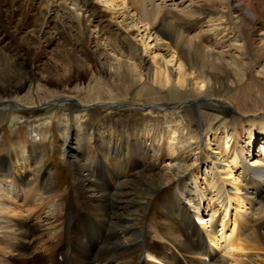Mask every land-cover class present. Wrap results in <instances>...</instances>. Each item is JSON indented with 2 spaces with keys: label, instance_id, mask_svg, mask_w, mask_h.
<instances>
[{
  "label": "bare ground",
  "instance_id": "1",
  "mask_svg": "<svg viewBox=\"0 0 264 264\" xmlns=\"http://www.w3.org/2000/svg\"><path fill=\"white\" fill-rule=\"evenodd\" d=\"M126 1L142 23L154 30L157 38L161 36L160 39L169 42L170 49L174 50L169 63H178L173 74L167 72L165 65L150 71L146 69L143 74L141 53L135 48L125 51L120 41L111 42V38L108 39L103 31L105 21L101 20V13L93 9V0H47L48 6L62 10L57 19L51 18V10L27 9V19L35 18L36 37H47L50 27L56 30L57 35L62 34L61 37L70 32L68 28L73 37H82L77 44H71L72 51L76 52H70L64 58V64L71 72L64 83L66 85L72 79L86 77L92 68L95 69L97 78L93 86L88 85V91L94 90L96 96L93 101H87L89 105L84 103L83 106L88 108L95 102L111 110L121 106L102 101L106 85L100 83L102 80L98 74L108 76L120 89L127 91L133 85L141 84L146 76L153 85L175 94L185 86L188 77H192L195 83L191 86H194L197 96H201L190 100L196 102L195 108L201 105L217 108L212 102L220 105L219 100L213 98L221 97V91L229 93L233 86L238 89L248 73L252 81L263 83L264 88V30L261 28L264 24V0L195 2L200 8L207 4L220 9L221 16L208 21L211 25L209 31L218 38L219 44H227H223L227 50L219 53L204 46L198 39L189 40L178 27L185 22L182 18H164L157 5L159 0ZM25 2L30 7V0H0V41L15 37L9 35V29H18L25 24L17 20L21 16L17 10L25 12L20 5ZM192 12L196 13L195 7ZM2 17L6 19L3 21ZM91 27L97 30L96 35L104 45L110 47L115 64L113 59L111 62L103 61L109 56L101 53L99 45L94 44L89 49L91 42L86 37H90ZM15 48L20 50L18 46ZM44 71L47 72L45 68ZM31 77L32 70L25 57L9 62V58L0 53V101L9 100L4 107L14 112L22 108L23 103L18 96ZM45 82L53 84L56 81ZM38 83L35 88L37 93L43 87ZM169 84L173 86L169 88ZM145 88L141 86L142 90ZM74 89L77 93L83 88L75 85ZM240 96L238 99L243 98L242 102L247 97ZM67 97L48 92L36 99L38 102L24 105H58L69 101L70 96ZM226 102L239 108L237 100L226 98ZM151 108L158 109L157 106ZM201 118L199 116V121L203 124L204 119ZM118 119V123L106 121L79 135L76 132L67 133L68 124L64 123V154L76 164L74 177L81 203L79 209L70 203H60L55 209H50L62 193L54 191L51 176L45 173L43 162L36 159L34 150L22 148L6 154L8 166L0 163V231L3 233L0 235V254L7 250L14 252L6 264H228L227 259L214 248L232 258L233 264H254L241 263L236 257L246 250H264V122H249L245 128L247 142L241 140L234 149L229 148L230 134L223 139L214 138L218 144L216 152L222 155L219 159L212 158V166L220 161L223 167L215 168H224V174L215 172V168L211 167L201 170L200 180L199 165L192 166L188 172H185L189 167L186 164L175 168L177 163L186 162L181 154L184 156V153L198 150L196 129L181 127L174 131V126L169 127L166 139L168 164L160 172L150 174L140 162V158L146 157L149 152L145 136H141L139 130H134L133 125H128L122 118ZM70 138L71 141L78 139L73 145ZM89 140L95 142L96 159L95 156L89 158L84 148ZM257 146L258 151L255 152ZM155 147L152 157L159 155V149ZM254 154H258V158L248 160ZM183 177L190 178L195 186V200L186 198L190 192L180 182ZM227 184L233 189H228ZM20 186L26 190L25 194H20L17 189ZM159 193L161 197L156 199ZM18 196L22 200L18 204L21 214L1 204L2 198L16 201ZM189 201L193 204L190 205ZM214 203H218L220 208L213 209ZM232 206L235 218L229 228L224 219ZM154 209L156 216L149 219L148 215ZM221 211L223 216L219 226L216 214ZM7 212L11 216L5 215ZM42 214H45L43 219ZM41 221L47 226H41ZM217 227H220L218 231ZM32 255L34 260L30 261Z\"/></svg>",
  "mask_w": 264,
  "mask_h": 264
},
{
  "label": "rangeland",
  "instance_id": "2",
  "mask_svg": "<svg viewBox=\"0 0 264 264\" xmlns=\"http://www.w3.org/2000/svg\"><path fill=\"white\" fill-rule=\"evenodd\" d=\"M93 1L95 3L93 9L97 12L99 11V13H101V20L105 21L103 31L107 34L108 39L111 38V42L120 41L125 51L135 48L137 52L141 53L144 67L143 74L146 69L150 71L153 70V68H163L164 65L167 67V72L169 74L175 72L178 63H169L171 55L174 52L173 49H170L171 46H169V42L160 39L161 36L157 38L154 30L146 26L145 23H142L138 15L132 11L130 4H128L126 0ZM196 1L197 0H159L157 5L160 6L161 15L165 16L164 18H168V16H178L185 21L181 23L183 24L182 26L179 24L178 27H180L189 40L198 39V41L202 42L201 44L218 53L226 51L227 48L223 46L225 43L219 44L218 38L209 31L211 25L208 21L210 18L214 20V18L220 17V9L218 7L212 8L207 6V4L200 8L197 7L198 4H195ZM20 5H23L21 7L25 12L17 10L21 13V16L18 17L17 20L25 24L22 26L18 25V29H9V35L15 37L0 41V53L5 54L9 58V62L18 60L20 57H25L28 65L31 67L32 77L31 80L27 82L24 91L18 96L23 104H21L22 108L16 109L17 112H14L8 107H4L9 100L0 101V163L3 162V164L8 166V161H5V156L8 152L17 151L22 148H26L27 151L34 150L36 159H40L43 162L45 173L47 172L51 176V186H53L54 191L57 192V194L62 193V195L52 203L53 207H50L52 210L60 203L73 204L76 209L81 207L74 177L76 164L64 154L66 151L65 145L63 144V134L64 129H66L64 123L68 124V128L66 129L67 133L71 135L73 132L74 134L76 132V134L79 135L82 132L88 131L90 127L97 128L101 126V123L106 121L118 123V118H122L128 125H133L134 130H139L141 136H145L144 138L146 139L149 152L146 157L140 158V162L150 174L160 172L165 168L166 164H168L169 158L167 157L166 151V139L169 127L174 126L172 127L174 131H177L176 129L181 127L192 128L193 130L196 129L199 136L197 141L198 150L195 151L196 153H186V155L184 153V156L181 154V158H185L186 162L177 163L178 165L176 164L175 168L186 164L185 166L189 167L185 172H188L192 166L195 167L199 165L198 171L200 173L198 178L201 180V170L210 169L211 167L215 168L217 166L223 167L220 161H216L215 165L212 166V158L218 157L217 159H219L222 155L216 152L218 144L214 141V138L219 140L223 139L226 134H230L229 148L234 149L238 143L242 142L241 140L247 138V135H245V128L249 126V122L254 120H261L264 122L263 83L252 81L250 73L247 74L248 76H246V79L240 82V87L238 89H235L237 87L233 86L230 88L232 90L228 91L229 93L221 91L219 95L221 97L217 96L213 98L219 100L220 105L212 102L217 108L201 104L199 108L194 107L196 102L190 100H192L193 97L201 96H197L198 94L195 92L194 86H191L195 83L192 77H188L185 86L182 89H178L181 90L178 91L180 94L178 92L175 94L172 92L170 93L169 89H162L156 84L153 85L146 76L143 77L141 84L137 83L133 85L128 91L124 88V92H122L123 90L120 89V86L115 85L111 78L106 75L98 74V77L102 80L100 83L106 85L104 87L105 89L102 91L103 95L101 97L104 99L102 101L113 102L121 106L111 110L102 106L100 102H98L99 104H95V102L93 106L87 108L83 106L84 103L85 105H89L87 101H89V99L93 101L95 99L94 96H96L94 90L88 91V85L93 86L97 78L95 69L92 68L91 72L88 73L86 77L72 79V82L66 85L64 83L65 79H67L71 73L68 65L64 64V58L70 52H76L72 51L71 44H77V40H82V37H76L75 35L73 37L72 34H70V28H68L70 32H67L64 37H61L62 34L57 35L56 30L52 27H50L49 33L46 35L47 37H36L35 33L37 31L33 26L35 18H33V20L27 19V9L29 11L31 10L30 8H35V10L42 12L46 11V9L51 10L50 16L53 19L60 17L62 10L58 11L56 8L48 6L47 0H30V7L27 2L21 3ZM194 7L196 11L195 14L192 12ZM67 8L73 9L70 6H67ZM4 9L7 10L6 8ZM64 12L68 13L66 9H64ZM2 18L3 21L6 19L5 17ZM157 24H159L158 21ZM155 27H158V25ZM261 28L264 30V24H262ZM86 31L87 29L85 32ZM90 32V37H86V39L89 38V42H91V44H89V49L94 44L99 45L101 53L108 54L109 56L104 58L103 61L106 60V62H111L113 59L112 63L115 64L116 59L113 54H111L110 47L106 46V44L104 45V42L96 35L97 30L91 27ZM52 38H54L53 41H51ZM98 40L100 42H97ZM8 42L9 44H7ZM16 46H18L20 50L16 49ZM143 50H145V52H143ZM77 56H79L78 53ZM5 63L7 64V62ZM44 68L47 72L44 71ZM48 74H50L52 79H50L51 77L48 78ZM46 80L56 82L48 84L45 82ZM260 81H263L262 78H260ZM38 82L41 83L43 87L41 91L37 93L35 88ZM75 85H79L83 88V92L78 91L76 93L74 89ZM143 85L146 88L142 90L141 86ZM169 85V88L173 86L171 84ZM150 89H154V91H150ZM48 92L61 97L68 96L67 98H69L70 96V100L68 99L69 101H65L58 105L40 104L34 105L33 107H26L27 105H24L28 102H38L36 99L46 96ZM233 94L237 96H233ZM241 94L247 96L246 98L244 97L245 99L243 102V98L238 99L241 97ZM226 98L229 100H237L239 108L241 109L235 108L232 104L227 103ZM151 105L154 107L157 106L158 109L151 108L153 107ZM224 106H227V108ZM199 116L200 118L203 116V124L200 123ZM76 140L74 141L73 139L71 141L70 138L71 144L73 143L74 145ZM245 142L247 141L245 140ZM155 146L159 149V155L157 157H152V151ZM258 147L259 146H257L255 152L258 151ZM84 148L89 154V158L93 156H95V159L97 158V148L94 140L86 141ZM253 158H258V154H254L253 157L248 158V160ZM0 168L2 167L0 166ZM31 168H33V164ZM34 169H37V167L34 166ZM223 169L215 168V172L223 175ZM180 182L184 183L190 192L189 196L186 197L185 195V197L189 200H195L196 189L192 181H190V178L183 177L180 179ZM226 186L228 189L231 187L229 184ZM200 188H202L201 185ZM231 188L233 189V187ZM17 189L20 190V194L26 193V190H23L21 186ZM20 194L19 196L21 197L22 195ZM13 196H15V194ZM19 196L16 198V201L2 198L1 204L10 211L19 212L18 204L22 201H20ZM160 197L161 193L155 196L156 199ZM192 204L191 202L190 205ZM212 208L218 209L220 205L214 203ZM233 209L234 206H232L228 213V217L224 219V222L228 224L227 226L229 228H231L235 218ZM45 211L47 212V209ZM45 211L44 213H46ZM21 212L18 214H21ZM152 212L153 213L148 215L149 219L156 216V209ZM5 215L11 216V213L7 212ZM222 216V211L217 212L216 219L220 221L219 226L222 222ZM43 218H45V214H42V219ZM42 221L40 225H46V222ZM219 229L220 227H217V231ZM238 232H240V229ZM0 235H3L1 231ZM214 249L215 252H220L221 255L227 259L228 264L234 263L231 262L233 259L225 255L224 252L219 251L217 248ZM13 253L14 252L8 250L6 253L1 252L0 262H3L2 264L9 263V257L14 255ZM236 258L241 261V263L254 262V264H264V250H246V252ZM33 260L34 256L32 255L30 256V261Z\"/></svg>",
  "mask_w": 264,
  "mask_h": 264
}]
</instances>
